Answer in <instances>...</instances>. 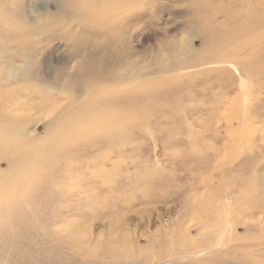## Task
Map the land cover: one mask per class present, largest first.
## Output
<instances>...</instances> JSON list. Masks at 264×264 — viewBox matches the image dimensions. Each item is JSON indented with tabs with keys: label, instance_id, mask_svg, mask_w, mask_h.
Instances as JSON below:
<instances>
[{
	"label": "rangeland",
	"instance_id": "rangeland-1",
	"mask_svg": "<svg viewBox=\"0 0 264 264\" xmlns=\"http://www.w3.org/2000/svg\"><path fill=\"white\" fill-rule=\"evenodd\" d=\"M69 1L0 63V264H264V0Z\"/></svg>",
	"mask_w": 264,
	"mask_h": 264
},
{
	"label": "bare ground",
	"instance_id": "bare-ground-1",
	"mask_svg": "<svg viewBox=\"0 0 264 264\" xmlns=\"http://www.w3.org/2000/svg\"><path fill=\"white\" fill-rule=\"evenodd\" d=\"M19 2V4L14 3V2ZM33 0H30L29 2V6H31ZM37 1V0H35ZM34 1V2H35ZM48 1V0H47ZM45 1V2H47ZM67 2H70L69 0H54V4L56 5V7L54 8V11H48L47 9L45 10L44 8L37 10L36 8H34V11H32V14H29V10L27 8V6L25 4H23V0H0V25H2L3 28V34L4 37L6 39V46L5 48H1L0 47V63H2L3 57L7 56L8 54H10L9 52H18L19 55H23V56H27L28 55V51L31 47H39L38 46V42L39 45L42 44V36H45V38H47L48 40L51 38H57L59 37L60 39H62L61 41L65 43V45H67L68 47H70L72 49V56L76 57L77 55L79 56L80 54V50H79V46L82 44V42L76 41V38L74 37L75 35L73 34L76 30V28H80L81 29V33L84 32L86 35H90V34H98L101 35L103 34L108 28V24L105 23V21L103 19H98L97 21H95V23H91L90 19L89 21L84 22L83 15L82 13H75L73 11H70L67 9ZM119 2H122V0H114L115 4H119ZM37 3V2H36ZM95 3V2H94ZM99 3V2H98ZM194 3V2H193ZM104 4V3H102ZM12 5V6H11ZM118 5V6H119ZM196 5V4H195ZM194 5V6H195ZM95 6H97V2L95 4ZM41 7V6H40ZM90 7V6H89ZM113 8H119L121 11V7H115L113 6ZM33 9V8H32ZM135 9V6H129L128 12L124 15V18L127 16V18L129 19L130 17H132L134 15V11L132 12V10ZM197 10V9H195ZM84 13H86L88 10L86 8L83 9ZM89 16L92 17L93 11L92 9L88 11ZM98 15L100 17H104L106 15V11L103 10V13L100 12V10H98ZM121 13V12H120ZM34 14V15H33ZM106 18V16H105ZM119 15L117 17H115L114 19H118ZM109 19V18H108ZM120 19V18H119ZM121 19V20H122ZM116 20L113 21L112 19V25L114 24V22H116ZM118 21V20H117ZM117 23V22H116ZM62 24V25H61ZM135 24V22L133 23ZM53 25L58 26V30L55 31ZM117 25V24H116ZM120 25V24H119ZM131 25V23H130ZM75 26V27H74ZM77 26V27H76ZM73 27L75 29H73ZM112 28V27H111ZM2 30V29H0ZM1 32V31H0ZM51 32L53 33V35H51ZM64 32H66L64 34ZM108 32V31H107ZM47 33H50L48 35H46ZM83 33V34H84ZM191 33V32H190ZM3 34H1L0 36H2ZM105 34V33H104ZM74 35V36H73ZM75 39V40H74ZM2 40V39H1ZM4 40V39H3ZM5 43V42H4ZM186 51L190 52V50L192 49V42L191 43H187L186 44ZM67 47V48H68ZM82 48V47H81ZM32 49V48H31ZM184 50V47L183 49ZM185 51V52H186ZM34 53V52H33ZM15 54V53H14ZM30 56V55H29ZM178 56V55H177ZM176 56V58H178ZM208 56V54H207ZM215 57V55H213ZM210 57L211 61H213L214 57ZM193 57V56H192ZM191 57V58H192ZM199 57V56H198ZM217 57V56H216ZM226 57V56H225ZM11 59V57H8V59ZM188 58V57H187ZM208 58V57H207ZM206 58V59H207ZM7 59V60H8ZM14 59V58H13ZM200 59V58H199ZM202 59V57H201ZM200 59V60H201ZM205 59V58H204ZM203 59V60H204ZM219 59V58H218ZM22 63L25 64V66L21 67L19 71H15L13 73V75L9 78L10 80H13L15 78L19 79L21 78V80L24 81L23 78H25L27 76V67L29 66V64H26L28 62H26L24 59H21ZM29 60V59H28ZM180 60V59H179ZM189 60V61H188ZM191 59H185L183 61V63H185V61L190 62ZM198 60V58H197ZM197 60H195V62H198ZM199 60V61H200ZM208 60V59H207ZM206 60V61H207ZM226 59L224 62H227ZM172 61H175L174 59H172ZM215 61V60H214ZM218 61V60H217ZM13 62V61H12ZM33 62V61H31ZM194 62V61H193ZM210 62V61H209ZM219 62V61H218ZM217 62V63H218ZM232 62V61H231ZM4 63V61H3ZM2 63V64H3ZM177 63V60H176ZM179 63V62H178ZM181 63V60H180ZM181 63V64H183ZM202 63V62H200ZM205 63V62H204ZM222 63L219 62V64ZM228 63V62H227ZM198 64V63H196ZM13 65V63H12ZM22 65V64H21ZM179 65V64H178ZM186 65V64H185ZM185 65H181L182 67H186ZM190 65V64H189ZM204 65V64H203ZM209 65V64H207ZM218 65V64H217ZM16 66V65H15ZM199 65L195 66L198 67ZM201 66V65H200ZM30 67V66H29ZM28 67V68H29ZM176 67V66H175ZM193 67V66H192ZM202 67V66H201ZM26 68V69H25ZM190 68V67H187ZM179 69V68H177ZM79 70V69H78ZM180 70V69H179ZM182 70V69H181ZM172 71V70H171ZM3 72H5L3 70ZM134 74V73H133ZM52 76V75H51ZM23 77V78H22ZM29 77V76H28ZM54 77V76H53ZM7 73L5 74V76L1 79L0 78V82L2 83V85H7ZM18 81V80H17ZM68 81V80H67ZM12 82V81H11ZM0 83V90L4 89L2 88ZM25 83V82H24ZM51 83V82H50ZM80 86V85H79ZM55 89V88H52ZM86 89V88H85ZM68 91V90H67ZM0 94H2V92L0 91ZM4 96V95H3ZM1 98V97H0ZM242 112V111H241ZM70 117V115H69ZM58 118V117H57ZM115 116L114 115H109L107 118H104L102 120H100L97 124L99 125H103V124H110L113 120H114ZM63 119V118H61ZM71 120V117L69 118ZM68 119V120H69ZM86 119V118H85ZM64 120V119H63ZM13 121V120H12ZM11 121V122H12ZM66 121V120H65ZM2 122V121H1ZM14 122V121H13ZM62 122V121H61ZM68 122V121H66ZM97 122V121H96ZM59 123V122H58ZM95 123V122H94ZM10 124V123H9ZM60 124V123H59ZM65 124V123H64ZM61 125V124H60ZM59 125V126H60ZM67 124H65L66 126ZM69 125V124H68ZM124 125V124H123ZM4 127V126H3ZM70 127V126H69ZM125 127V126H124ZM59 128H64L63 125L62 127L60 126ZM58 128V129H59ZM56 129V130H58ZM65 129V128H64ZM106 129V128H105ZM227 129V128H226ZM98 130V129H97ZM114 130V129H113ZM59 131V130H58ZM62 131V130H61ZM7 139V131L4 132L2 130V128L0 127V140H3L5 142V140ZM24 146V145H23ZM28 146V145H27ZM20 148V147H19ZM17 147V149H19ZM26 148V147H25ZM24 149V148H23ZM28 149V148H27ZM37 149V148H36ZM16 152H18L17 150H15ZM11 152V151H10ZM26 152V151H25ZM20 153V152H19ZM35 153V152H34ZM3 154V153H2ZM23 154V153H22ZM26 154V153H25ZM23 154V155H25ZM30 154V153H29ZM15 155V154H14ZM18 155V154H17ZM28 155V154H27ZM20 158V157H19ZM35 158V157H34ZM32 161V160H31ZM20 169H15L14 173H18ZM9 171V170H8ZM23 172V171H22ZM26 173V172H25ZM24 175V174H23ZM7 178V177H6ZM11 179V178H10ZM9 179V180H10ZM3 181V180H2ZM0 180V183L2 182ZM6 183V182H4ZM3 183V184H4ZM2 184V185H3ZM8 185V184H6ZM6 185H4L3 187H5ZM1 187V188H3ZM7 188V187H6ZM4 191V190H3ZM6 191V190H5ZM4 191V192H5ZM7 192V191H6Z\"/></svg>",
	"mask_w": 264,
	"mask_h": 264
}]
</instances>
